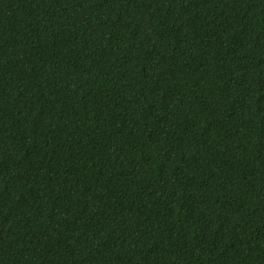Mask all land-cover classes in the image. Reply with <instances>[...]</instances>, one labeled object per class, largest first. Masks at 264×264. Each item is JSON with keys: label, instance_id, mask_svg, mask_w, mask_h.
<instances>
[{"label": "trees", "instance_id": "1", "mask_svg": "<svg viewBox=\"0 0 264 264\" xmlns=\"http://www.w3.org/2000/svg\"><path fill=\"white\" fill-rule=\"evenodd\" d=\"M0 264H264V0H0Z\"/></svg>", "mask_w": 264, "mask_h": 264}]
</instances>
